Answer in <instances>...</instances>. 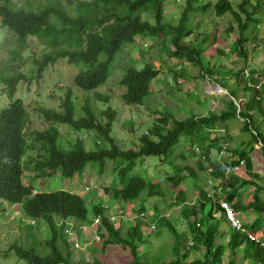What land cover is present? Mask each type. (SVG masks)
I'll list each match as a JSON object with an SVG mask.
<instances>
[{
	"label": "trees",
	"instance_id": "1",
	"mask_svg": "<svg viewBox=\"0 0 264 264\" xmlns=\"http://www.w3.org/2000/svg\"><path fill=\"white\" fill-rule=\"evenodd\" d=\"M170 1L0 0V27L8 28L18 43L17 47L10 46L12 57L8 63L22 61V53L31 38L41 41L46 50L41 56H35L33 69L29 72L20 70L25 62L17 67H0V86L9 99V105L0 111V209L5 211L6 207L19 206L27 220L33 221L26 227L31 231L34 228L41 230L37 225L44 222L48 231L43 241L38 240L31 247L12 246L10 251L15 252L25 264H104L98 259L82 263V259L74 256L72 242L65 233L70 225L73 230L80 231L85 224H92L96 217L102 218L104 227L100 228L103 249L114 245L128 248L131 260L127 264H222L227 253L232 256L228 264H241L236 261L240 252L248 264H264V185L259 183L264 177L256 172L252 156L255 146L260 143L264 154V67L259 74L254 69H247L248 51L245 47L250 35L257 37L259 33L261 20L255 15L263 4L258 0L257 7L252 0H240L237 11L230 0L208 3L186 0L178 23L172 24L166 15V5ZM208 12L219 18L231 15L238 23L239 38L232 48L244 60L243 68L225 70L220 65L212 66L210 62L203 66L207 51L215 46L217 40L214 36V39L208 38L201 21H195V17ZM145 14L152 16L154 23L145 20ZM233 30V27L228 28L230 32ZM138 38L142 41L153 39L163 47L169 42L174 47L171 56L200 67L204 78L229 91L231 99L223 102L225 108L220 112L209 111L205 117L192 114L179 120L163 107L166 111L141 136L139 144L126 150L116 143L113 136L116 112L111 109L95 112L90 105L91 98L87 97L85 115L76 117L74 95L70 91L60 111L39 108L40 114L50 123L47 131L27 133L30 117L23 99L16 97L19 84L42 79L49 66L64 60L69 66L79 69L74 85L86 94L95 92L107 83L114 74V64L123 52L136 44ZM218 52L225 55L222 50ZM177 67L179 70L183 66ZM177 69L174 71L175 80L179 76L188 77L187 72L181 73ZM246 71L251 75L247 76ZM160 74L161 71L150 61L142 68L129 65L120 81L125 88L121 97L123 104L144 106L146 99L154 95L152 84ZM232 80L234 83L230 86ZM240 94L244 101L241 111L237 105L241 100ZM103 99L109 100L108 97ZM233 120L241 121V131L249 135V141L239 149L227 147L222 161H213V150L221 152L226 140H232L227 131ZM60 125L78 132H95L98 136L95 149L89 150L81 139L64 147ZM29 139L33 142L29 143ZM183 144L190 155L178 154ZM196 147L200 148L197 154ZM30 151L36 153L32 159L36 163L33 172L36 173L35 181L39 183L56 174L70 179L76 174L82 176L90 164H94L92 168L98 167L102 175L107 173L108 161H111L113 166L108 172L113 175V182L104 188L111 204L106 205L102 199H92L88 204L86 198L77 193H40L31 184L27 186L24 182L25 157ZM192 153L198 159L197 167L188 163V159L193 158ZM150 157L161 159L173 175L158 180L136 172L138 164L142 165L145 158ZM236 168H240L239 172L244 175L235 172ZM228 169L231 172L228 173ZM209 170L213 180L221 181L222 194L215 197L227 202L240 221L239 214L253 215L251 223L241 221L242 231L232 227L218 199L210 198V193L197 184L199 172ZM190 178L194 183L186 191L182 190L181 184ZM250 187H254L252 194L241 193ZM189 189L197 190V203L194 205L189 202ZM167 193L172 194L171 206L181 207L182 223L187 226L192 240L189 246L183 244L185 237L177 227L180 220L162 216L158 209L154 214L147 212V198L163 199ZM115 204L121 205L117 215L125 212V205L133 207L129 211L136 215L135 221L125 225L126 220H122L117 229L109 214ZM147 214L154 215L152 221L155 225H152L154 228L150 226L151 231L163 228L175 238V253L169 262L164 257L149 262L147 254L141 253V247L149 242L142 232L145 219H149ZM251 234L261 235V238L252 240ZM225 238L228 241L222 244ZM44 247L48 251L46 255L39 251ZM193 253L201 257L189 262Z\"/></svg>",
	"mask_w": 264,
	"mask_h": 264
},
{
	"label": "rangeland",
	"instance_id": "2",
	"mask_svg": "<svg viewBox=\"0 0 264 264\" xmlns=\"http://www.w3.org/2000/svg\"><path fill=\"white\" fill-rule=\"evenodd\" d=\"M230 1L233 3L234 9L238 11V5L241 1ZM252 1L254 5L257 6L258 0ZM259 1L263 4L261 9L257 6L258 9L255 15L256 19L261 20V25L258 29L259 33L257 37L253 34L250 35L248 43L245 44L248 51L247 69H254L258 74L264 67V13L262 12V10H264V0ZM185 2L186 0H172L166 5L167 19L172 24L178 23ZM143 18L154 23L153 17L149 14L143 15ZM195 21H201L202 30L206 31L209 39L216 38L217 40L215 46L207 51V58L204 57L203 66L206 67V63L208 62H210L212 66L215 64L220 65V67L225 68V70L233 68L239 69L245 66L244 60L241 59L240 55L234 52L232 48V44L239 38V25L231 15L219 18L212 12H208L204 16L195 17ZM229 27H233L234 30L231 32L228 31ZM9 33L11 32L8 28L0 27V67L2 69L10 65L17 67L20 63L25 62L24 67L20 70L29 72L33 69L32 61L36 58L35 56L39 57L46 51L45 45L35 38L29 39L27 42L28 47L22 53V61L19 60L16 63L9 64L8 59L12 57L10 46L17 47L18 44L16 39ZM173 50L174 47H172L169 42L163 47L158 42L155 43L153 39H145L142 41L141 38H138L136 44L131 46L128 51L123 52L121 57H119L120 59L114 64V74L107 83L97 91L89 94L84 93L74 85V78L79 72L78 68L69 66L67 61L64 60L54 66H49L44 72L42 79L21 83L18 86L16 97L23 99L30 117L27 133L33 134L34 132L47 131L50 128V123L40 114L38 111L39 108L60 111L63 101L70 91L74 95L73 99L77 110L76 117L85 115L84 107L87 97L91 98L90 105L95 112L107 111L108 109L116 112L113 136L116 143L126 150L133 149L139 144L141 136L148 132L153 127L156 119L161 118L162 113L166 111L163 107H166L167 111L171 112L172 116L179 120L185 117L188 118L192 114L205 117L209 111L220 112L224 109V103L231 99L230 96L219 88V85L215 82L209 78H204L201 75L200 67L185 63L183 60L171 56L170 52ZM218 50H222L225 55L220 54ZM148 61L152 62L156 69L161 71L157 81L152 84L154 95L146 99V104L144 106L124 105L121 97L125 92V88L120 85V81L126 68L132 64L138 68H142ZM179 65L183 67H179L178 70L177 66ZM176 69L181 73L187 72L186 74L188 77L179 76L178 79L175 80L174 71ZM221 70L225 73L224 69ZM249 74L251 75V73ZM233 83L234 80H232L229 85L233 86ZM104 97H108L109 100H104ZM240 97L241 100L237 102L238 109L244 104L242 94H240ZM8 103L9 99L5 93L2 92V87L0 86V111L8 106ZM241 128L242 123L239 120H233L228 124L227 132H229L232 139L231 141L226 140L229 142H226L228 149L232 148V150H234L242 148L247 144L246 142L249 141V135L243 134ZM59 131L62 135L61 141L64 147H68V144L73 143L77 139L85 141L89 150H94L96 147L95 142L98 136L95 132H78L69 126L63 125L59 126ZM32 142L33 140L29 139V143ZM177 152L178 154L182 152L184 155L186 154V156L190 155L188 149L184 148V144ZM219 153L220 152L217 150H213V161L218 162L220 160L221 155H218ZM252 156L256 172L264 177V154L261 148L258 149L255 147V152ZM34 157H36V153L32 151L25 157L24 182L27 186L31 184V186L40 193L55 191L77 193L84 196L88 204H90L92 199L93 201L102 199L106 205L107 203L111 204L109 201L110 196L104 194V188L113 182V175L108 172L113 166L111 161H108L107 173L102 175L98 172V167L96 169L92 168L94 164H90L82 176L76 174L70 179L64 178L61 174H56L53 177H45V180L39 183L35 181L36 173L33 172L34 166L36 167V163L32 160ZM188 160L190 162H187L191 163L193 167H197L198 159L194 154L193 158ZM136 172H141L144 175L158 180L173 175L171 169L163 164L158 157L145 158L142 165L138 164ZM235 172H238L241 176L244 175L241 171L239 172V170ZM210 174L211 170L204 173L199 172L197 184L203 186L210 194H213V187L221 186V181L220 179L213 180ZM193 183L194 180L190 178L181 184V189L186 191ZM259 183L264 185V178H262ZM253 188L254 187H250L248 191L244 190L241 191V193L252 194ZM188 194L189 202L193 205L196 204L197 190L189 189ZM172 201V194L170 193H167V196L163 199L147 198V212L153 213L154 210L157 212L158 209L160 215L180 220L177 227L185 237L182 240L183 244L189 246L192 240L189 237L187 226L182 223V217L180 216L181 207H172ZM119 207H121V205L115 204V206H112L109 210L110 216L118 217V220L114 222L117 229L122 225V220H126L124 223L127 225V223L135 221L136 219V215L132 213V210L129 211L133 207L128 204L125 205V212L120 214L124 215V218L117 215ZM239 215L242 219L241 221L245 224L253 221V215L251 213ZM147 217L149 219H145V224L142 225V232L144 234V239L149 242L147 246L141 247V253L147 254L149 262L155 261L156 258L160 260L161 257H164L165 261H171L175 253L173 250L175 238L163 228H158L156 232L151 231L150 228L152 229V225H155L154 220L152 221L154 215L150 216L147 214ZM32 222L31 220H27L19 206L6 207L5 211L0 209V264H25L24 261L16 257L15 252L10 251L12 246L19 244L31 247L35 245L38 240L43 241L44 238H46L45 236L48 233L46 224L44 222H40L38 225L35 224L34 227L37 225V228L41 230L34 228L31 231L26 225ZM90 226L91 224H85L84 229L75 231L73 230V226L70 225L66 229V231H68L65 232L68 238L76 239L73 241V244L76 242L80 243L81 246L79 249H76L72 244L71 250L74 252L76 258L82 259V263H92L95 259H98L104 264H127L131 260L130 250L122 245L109 246L103 249L102 242H98L95 235L96 230L93 229L94 227L91 229ZM71 230L74 232L75 237H73L74 234L70 232ZM34 236L36 238H34ZM260 236H258V238H261ZM227 241L228 238H225L221 242L222 244H226ZM39 251L42 255L48 253L45 247L43 251ZM6 254L7 257L5 256ZM242 256L243 254L240 252L236 261L241 264H248L243 261ZM200 257L201 255L193 253L189 258V262ZM229 259L231 260L232 256L229 257L227 253L223 258L224 261H222V264H228Z\"/></svg>",
	"mask_w": 264,
	"mask_h": 264
},
{
	"label": "built area",
	"instance_id": "3",
	"mask_svg": "<svg viewBox=\"0 0 264 264\" xmlns=\"http://www.w3.org/2000/svg\"><path fill=\"white\" fill-rule=\"evenodd\" d=\"M202 1L205 2L206 0H202ZM246 75L249 76L248 71H246ZM221 133H223V131H221ZM227 147H228L227 144L224 145V148H223L222 151L218 154V155H221V158H220V160H219L218 162H221V161H222L224 155L226 154ZM255 147H257L258 149H260V148L262 147V144H261V143H260V144H257ZM195 150H196V154L200 152V148H198V147H196ZM238 170H240V168H236L234 171H238ZM229 171L231 172L230 169L227 170L228 173H229ZM217 187H218V188H217L218 190H217V189H214V193H213V194H209V197H210V198L218 199V198L215 197V195H221V194H222V188H221L220 186H217ZM218 201L221 203V207L226 211L227 218H228L229 222L231 223L232 227H233L234 229H236V230H240V231H242V230H243V223L238 219V216L236 215V213L234 212V210H233V209L230 207V205H229L227 202H225L223 199H218ZM219 202H218V203H219ZM106 208H107V207H106ZM120 217H121V218H124V216H120ZM117 220H118V217H117V216H110V221H111L112 223L116 222ZM93 227H94V228H93ZM90 228H91V229L93 228V229L96 230L95 235H96V237H97V239H98V242H100V241H101V238H100L101 235H100L99 231H100V228H104V227H103V223H102V218H100V217H96V218L94 219L93 223L91 224ZM153 228H154V226H153ZM81 229H84V227H82ZM67 231H68V230H67ZM67 231H66V232H67ZM104 231H105V230H104ZM70 232L74 234V232H73L72 230H71ZM102 232H103V231H102ZM66 235H67V234H66ZM71 235H72V234H71ZM73 237H75V234H74ZM250 238H251L252 240H257V241H258V239H259L257 236L252 235V234L250 235ZM69 240H70V241L72 242V244H73V241L76 240V239L69 238ZM73 246H74L76 249H79L81 245H80L79 242H76V243L73 244Z\"/></svg>",
	"mask_w": 264,
	"mask_h": 264
},
{
	"label": "water",
	"instance_id": "4",
	"mask_svg": "<svg viewBox=\"0 0 264 264\" xmlns=\"http://www.w3.org/2000/svg\"><path fill=\"white\" fill-rule=\"evenodd\" d=\"M219 88H221L222 90H224L227 94H229V92H228V90L227 89H224V88H222L221 86H218ZM242 110V107H239V111H241Z\"/></svg>",
	"mask_w": 264,
	"mask_h": 264
},
{
	"label": "clouds",
	"instance_id": "5",
	"mask_svg": "<svg viewBox=\"0 0 264 264\" xmlns=\"http://www.w3.org/2000/svg\"><path fill=\"white\" fill-rule=\"evenodd\" d=\"M202 1V0H201ZM209 1H211V2H215L216 0H206L205 2H209Z\"/></svg>",
	"mask_w": 264,
	"mask_h": 264
},
{
	"label": "crops",
	"instance_id": "6",
	"mask_svg": "<svg viewBox=\"0 0 264 264\" xmlns=\"http://www.w3.org/2000/svg\"><path fill=\"white\" fill-rule=\"evenodd\" d=\"M254 220V219H253Z\"/></svg>",
	"mask_w": 264,
	"mask_h": 264
}]
</instances>
